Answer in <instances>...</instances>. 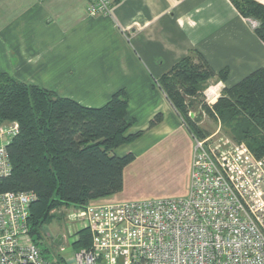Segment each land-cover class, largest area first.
Segmentation results:
<instances>
[{
	"label": "crops",
	"instance_id": "crops-1",
	"mask_svg": "<svg viewBox=\"0 0 264 264\" xmlns=\"http://www.w3.org/2000/svg\"><path fill=\"white\" fill-rule=\"evenodd\" d=\"M112 4L110 14L92 16L86 0H0V70L88 107H100L124 89L134 120L128 133H141L115 150L134 155L124 172L182 151L188 182L180 195H186L194 138L157 80L196 50L214 71H229L225 80L209 82L206 94L216 102L225 86L264 67L257 22L242 16L231 0ZM157 115L161 119L151 125ZM106 199L136 200L119 192Z\"/></svg>",
	"mask_w": 264,
	"mask_h": 264
},
{
	"label": "trees",
	"instance_id": "trees-1",
	"mask_svg": "<svg viewBox=\"0 0 264 264\" xmlns=\"http://www.w3.org/2000/svg\"><path fill=\"white\" fill-rule=\"evenodd\" d=\"M231 2L242 16L257 22L255 32L264 43V4L257 0ZM228 73L227 69L214 71L194 50L176 62L157 84L193 137L210 134L200 126L203 119L190 116L204 109L219 120L222 130L233 140L246 143L256 156L262 157L264 67L225 86L216 102L205 104L204 91L210 80H225ZM160 119L157 115L151 125ZM8 122H17L19 132L8 145L12 172L0 178V192H36L29 224L38 244L45 234V224L56 217L54 210L105 202L121 190L124 168L134 155L119 156L115 150L141 135L128 133L134 120L128 117L124 89L116 91L104 105L88 107L0 70V125ZM57 217L66 218V213L61 211ZM77 235L75 248L91 246L87 228ZM55 264L67 263L58 257Z\"/></svg>",
	"mask_w": 264,
	"mask_h": 264
},
{
	"label": "built area",
	"instance_id": "built-area-1",
	"mask_svg": "<svg viewBox=\"0 0 264 264\" xmlns=\"http://www.w3.org/2000/svg\"><path fill=\"white\" fill-rule=\"evenodd\" d=\"M112 5L86 0L92 16L110 14ZM18 132L17 122L0 125V178L12 172L8 145ZM36 199L34 191L0 192V264H55L30 233ZM67 210L74 242L81 229L91 234V246L63 258L67 264H264V156L222 135L194 137L185 196ZM55 241L61 251L69 242Z\"/></svg>",
	"mask_w": 264,
	"mask_h": 264
},
{
	"label": "rangeland",
	"instance_id": "rangeland-1",
	"mask_svg": "<svg viewBox=\"0 0 264 264\" xmlns=\"http://www.w3.org/2000/svg\"><path fill=\"white\" fill-rule=\"evenodd\" d=\"M206 91L207 89L204 91L203 101L205 104L210 105L212 104L211 101L213 96H209L208 99ZM200 111L203 115V120L200 122V126L210 131V134L206 137L214 135L215 138H218L222 135L231 138L222 130L219 120H214L204 109ZM177 115L183 122L180 115L178 113ZM185 162L184 153L178 151L163 154V156L156 158L149 165L140 164V167L135 165V167L128 170L126 169L123 174L121 190L118 192L123 193L124 195H130L133 198H136V200L185 196L180 195L186 190V184L188 182L184 171ZM117 193L112 194L108 198L116 196ZM67 209L62 208V210H54L53 213L56 217L44 226L43 232L45 234L39 245L45 250V255L51 257V259L56 258V256L57 258L60 256H62V258H70L74 255V252L78 250L72 245L75 236L74 234H70V226H74L75 223L69 222L67 218L69 211ZM61 211L66 213V218L62 219L57 217V214H60ZM58 235H66L69 240L65 245L64 251H61L59 248L60 243H56L55 241Z\"/></svg>",
	"mask_w": 264,
	"mask_h": 264
},
{
	"label": "water",
	"instance_id": "water-1",
	"mask_svg": "<svg viewBox=\"0 0 264 264\" xmlns=\"http://www.w3.org/2000/svg\"><path fill=\"white\" fill-rule=\"evenodd\" d=\"M190 116H191V117H195V116H196V118H197L198 120H202V118H203V115L201 114V111H200V110L197 111V112H191V113H190Z\"/></svg>",
	"mask_w": 264,
	"mask_h": 264
}]
</instances>
